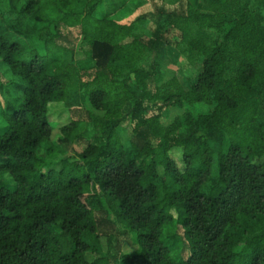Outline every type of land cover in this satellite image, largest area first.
<instances>
[{"label":"trees","instance_id":"obj_1","mask_svg":"<svg viewBox=\"0 0 264 264\" xmlns=\"http://www.w3.org/2000/svg\"><path fill=\"white\" fill-rule=\"evenodd\" d=\"M120 1L0 0V64L19 78L0 77V264H264V0H186L150 39L145 15L122 22L138 0ZM172 30L194 68L159 83ZM77 91L103 116L65 105L52 124L50 104ZM183 104L196 118L178 134L180 118L163 121ZM55 129L89 139L46 169ZM129 233L136 255L122 254Z\"/></svg>","mask_w":264,"mask_h":264},{"label":"rangeland","instance_id":"obj_2","mask_svg":"<svg viewBox=\"0 0 264 264\" xmlns=\"http://www.w3.org/2000/svg\"><path fill=\"white\" fill-rule=\"evenodd\" d=\"M136 1V0H133ZM186 0H138V3L132 5V10L127 11L123 14V23L130 24L134 20H136L139 16H146L147 23L140 31L141 38L150 39L154 38L155 32L158 29L159 23L163 21L164 17H161L160 11H181V5ZM121 1L116 0V5H120ZM108 12V8L102 6L100 8L101 14H106ZM121 18V16H119ZM34 25V24H33ZM5 26V24H4ZM35 26V25H34ZM37 28H42L43 24H36ZM166 38L167 45L160 51L157 55V62L159 66L157 68V76L158 82H167L172 77H176L177 72L183 73L188 75L192 72L194 68V63L192 62V58L188 54L181 53L176 44L180 41V33L178 30H172L168 33ZM24 43L29 44V40H23ZM180 46V45H178ZM83 58V54L77 53V59ZM0 77L1 80L6 82H18L19 78L13 76L11 73L8 72L7 66L0 64ZM87 76L84 77L86 79ZM134 79L130 83H133ZM6 97L0 92V111L2 107H4ZM57 103L50 104L48 118L52 124H55L57 118H61L65 112H67V105L68 107L77 109L80 113H84L88 111L90 113L103 116V113L95 111L89 104V102L85 99V94L81 91H77L68 95L66 99V104L62 103L56 105ZM135 106V101H130L125 109L124 115H128L133 107ZM53 109L56 111L53 112ZM169 114L167 120L163 121V125L165 127L173 124L176 118H180L182 121V127L177 132L178 134L185 133L188 130V126L185 123V114L190 112L196 118V114L193 110L187 105L183 104L181 107L174 106L168 109ZM158 112V105L156 106L155 102H150L149 106L145 108L141 113L144 116H151ZM57 113V114H56ZM66 120V119H62ZM5 126V121L0 115V129ZM131 124L129 120L123 123V126L120 128L121 136L123 139H127L130 137L131 134ZM87 132L83 135V139L74 140L73 138L68 141L60 142L61 134H59V130L55 129V132L52 137V144L44 145L37 151V155L40 158L45 160V168H60L62 165V160L68 156H73L74 158H78V153L82 152L86 141L89 137L86 135ZM81 134V133H80ZM53 149V153H50L48 150ZM103 204L106 205L105 201L103 200ZM107 206V205H106ZM178 234L169 233L167 236H162V241L167 243H173L178 241ZM121 239L123 240L122 245V254L126 255H136L140 252L139 245L135 242V237L133 234L129 233L126 237L121 235ZM174 244V243H173ZM172 254L178 259H185L187 255V250H183L182 245L178 246H170Z\"/></svg>","mask_w":264,"mask_h":264}]
</instances>
